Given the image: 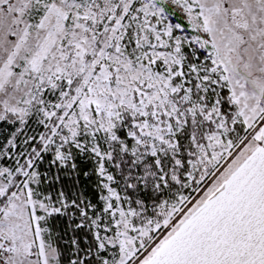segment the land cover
<instances>
[{"label": "snow or ice", "instance_id": "6c2138e0", "mask_svg": "<svg viewBox=\"0 0 264 264\" xmlns=\"http://www.w3.org/2000/svg\"><path fill=\"white\" fill-rule=\"evenodd\" d=\"M0 264H264V0H0Z\"/></svg>", "mask_w": 264, "mask_h": 264}]
</instances>
